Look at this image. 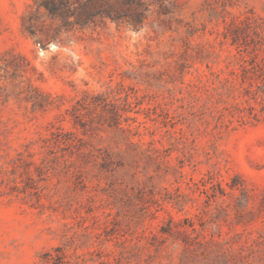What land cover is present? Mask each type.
I'll return each instance as SVG.
<instances>
[{
	"label": "rangeland",
	"instance_id": "1",
	"mask_svg": "<svg viewBox=\"0 0 264 264\" xmlns=\"http://www.w3.org/2000/svg\"><path fill=\"white\" fill-rule=\"evenodd\" d=\"M0 264H264V0H0Z\"/></svg>",
	"mask_w": 264,
	"mask_h": 264
}]
</instances>
